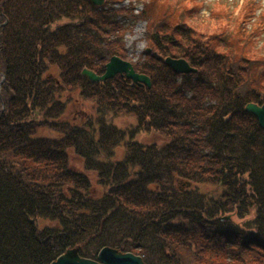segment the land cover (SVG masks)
Instances as JSON below:
<instances>
[{"label": "trees", "instance_id": "1", "mask_svg": "<svg viewBox=\"0 0 264 264\" xmlns=\"http://www.w3.org/2000/svg\"><path fill=\"white\" fill-rule=\"evenodd\" d=\"M114 1L0 0V264H50L70 249L96 259L105 246L145 264H264V128L244 110L264 104V60L201 43L181 0L155 16L157 0L136 14ZM260 4L247 0L248 16ZM122 16L146 21L150 43L132 64L150 86L81 73L131 60ZM254 19L242 33L263 34ZM167 56L196 71L173 72ZM75 93L95 111L62 120L61 97ZM108 112L136 123L119 127ZM140 132L167 141L143 144Z\"/></svg>", "mask_w": 264, "mask_h": 264}, {"label": "rangeland", "instance_id": "2", "mask_svg": "<svg viewBox=\"0 0 264 264\" xmlns=\"http://www.w3.org/2000/svg\"><path fill=\"white\" fill-rule=\"evenodd\" d=\"M147 0H120L119 3L113 2L114 6H123L128 4H135L133 13L136 14L138 10L142 8V2ZM149 1V0H148ZM261 3L259 6L254 8L253 16H248L250 6L247 7V0H181L179 8L175 7L179 11H184L185 21L184 25H189L196 33L200 42L207 45L209 48L215 51L229 56L232 54H240L245 51V57L248 58V64H260L264 60V32L262 35L257 32L242 33L240 25H244L248 30H253L254 26L257 27L258 20L254 18H261L259 22L264 23V0H258ZM177 3V0H157L156 7L152 8L153 16L160 14L166 7H173ZM237 6V8H235ZM247 11V12H246ZM177 12H174L175 17ZM255 15V16H254ZM254 17V18H253ZM127 24L131 25L130 28L124 32V39L126 42V48L128 51V58L131 63L134 62L136 56L135 45L146 39L145 25L146 21L139 17L122 16ZM177 18V17H176ZM170 20V18L168 19ZM173 21V16L170 22ZM256 21V22H255ZM169 22V23H170ZM261 24V23H260ZM170 25V24H169ZM251 40V43L249 42ZM131 43V47H129ZM234 47V49H233ZM232 48V50H231ZM145 50V49H144ZM143 50V51H144ZM142 54V53H140ZM256 64V65H257ZM253 68V66H252ZM250 69V76L260 72V67H254V70ZM264 85V81H262ZM63 95L62 100L66 101V109L64 115L61 117L62 120H68L70 122H77L79 117H85L89 114H93L95 107L92 101L82 99L78 94ZM107 121H110L119 127L127 128L131 124L136 123V119L133 115L119 113L112 114L106 113ZM41 135L45 136H56L55 132L44 129L40 130ZM135 140L143 144L156 143L163 145L167 139L159 133L140 132L135 136ZM123 152L122 149H117L118 156ZM71 164L75 169H81L82 163L80 159L71 154ZM204 190L211 192V186H200ZM245 217L251 218L252 213ZM245 217L232 216L234 222L239 223L244 220ZM45 222L41 219V224ZM136 254V253H134Z\"/></svg>", "mask_w": 264, "mask_h": 264}, {"label": "water", "instance_id": "3", "mask_svg": "<svg viewBox=\"0 0 264 264\" xmlns=\"http://www.w3.org/2000/svg\"><path fill=\"white\" fill-rule=\"evenodd\" d=\"M95 5H101L104 0H90ZM165 63L176 73L195 72L196 68L192 67L184 58H173L167 56ZM82 74L87 76L92 81H104L112 78L116 74H122L126 78L132 80L134 83L146 84L150 86L149 78L142 73H138L133 68L130 61L124 60L119 56L113 55L104 65V72L96 74L92 70L82 69ZM245 111L251 113L258 121L261 128H264V104L259 105L254 102H248ZM50 264H144L139 255L131 252L118 253L115 249L110 247H103L97 254V260L82 258L77 255L75 249H70L64 254L59 255Z\"/></svg>", "mask_w": 264, "mask_h": 264}, {"label": "clouds", "instance_id": "4", "mask_svg": "<svg viewBox=\"0 0 264 264\" xmlns=\"http://www.w3.org/2000/svg\"><path fill=\"white\" fill-rule=\"evenodd\" d=\"M149 41L147 39L142 40L140 43L135 45V49H136V56L135 59H139L140 58V53L143 52V50L145 48H147L149 46ZM131 43H129V47H131Z\"/></svg>", "mask_w": 264, "mask_h": 264}]
</instances>
